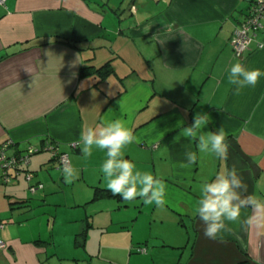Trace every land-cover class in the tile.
<instances>
[{"label": "crops", "instance_id": "obj_1", "mask_svg": "<svg viewBox=\"0 0 264 264\" xmlns=\"http://www.w3.org/2000/svg\"><path fill=\"white\" fill-rule=\"evenodd\" d=\"M252 1L4 0L0 145L9 142L6 156L27 148L34 153L7 181L0 171V264H81L85 256L99 257L85 247L89 222L69 233L73 253L66 257L53 247L54 221L35 219L32 211L39 199L46 203L49 193L74 185L91 192L90 201L123 200L93 198L95 188L109 191L100 171L106 152L93 148L85 158L80 142L87 128L116 119L138 139L124 158L167 185V224L161 220L160 234L136 245L143 254L128 249L126 264H264V228L246 223L255 215L251 207L241 209L240 222L229 224L222 240L206 238L193 214L202 184L225 166H235L247 185L242 195L264 201V76L239 95L228 82L236 62L264 71V21L240 59L229 45ZM106 62L112 73L102 80L79 73ZM197 114L209 117L204 132L222 127L227 133V161L198 152L196 142L184 138L183 128ZM51 147L77 169L72 183L46 150ZM189 150L197 162L179 167Z\"/></svg>", "mask_w": 264, "mask_h": 264}, {"label": "clouds", "instance_id": "obj_2", "mask_svg": "<svg viewBox=\"0 0 264 264\" xmlns=\"http://www.w3.org/2000/svg\"><path fill=\"white\" fill-rule=\"evenodd\" d=\"M72 75L74 77L75 73ZM262 76L264 71L250 70L236 62L229 69L228 82L234 86V94L239 95L244 88L255 87ZM208 123L207 114H197L193 124L183 128L184 138L195 141L198 152L210 153L227 161V133L222 127L215 132H204L203 129ZM80 142L83 145L81 153L85 158L92 155L93 148L106 152L107 158L100 171L107 189L113 195H119L126 202H132L139 197L145 205L155 204L157 208H164L167 189L164 181L149 172L138 170L133 162L124 158V149L138 142V139L123 121L116 119L101 122L95 128L89 127L82 132ZM185 157L187 162L181 163V168H191L198 159L197 152L191 150L185 152ZM61 171L66 183H72L78 178L77 169L70 164ZM246 192L247 185L235 166H225L212 181L202 184L193 214L203 223V234L206 238L222 240L223 234L231 231L228 225L240 222V212L244 207H251L255 213L246 223L254 224L257 229L264 228V201L252 195H242Z\"/></svg>", "mask_w": 264, "mask_h": 264}, {"label": "rangeland", "instance_id": "obj_3", "mask_svg": "<svg viewBox=\"0 0 264 264\" xmlns=\"http://www.w3.org/2000/svg\"><path fill=\"white\" fill-rule=\"evenodd\" d=\"M63 190L59 188L52 194L49 193L45 197L46 203L39 199L37 207L33 205L32 216L35 219H48L49 224L51 220L54 221L51 233L53 247L66 257L73 253L71 248L74 239L69 233L78 226L83 229L89 222L90 227L85 228V247L95 255L98 253L99 257L85 256L81 264H114L113 261L126 264L124 253L126 254L128 249L132 252L135 248H141L136 245H143L147 238L160 234L158 225L161 220L163 224H167L165 219L168 214L165 209L154 207V204L145 205L139 197L132 202H116L115 198L90 201L91 192L83 191L78 185L65 187ZM31 198L37 199L35 196ZM81 199L87 201L83 206L75 207V202ZM72 263L71 261L70 264Z\"/></svg>", "mask_w": 264, "mask_h": 264}, {"label": "built area", "instance_id": "obj_4", "mask_svg": "<svg viewBox=\"0 0 264 264\" xmlns=\"http://www.w3.org/2000/svg\"><path fill=\"white\" fill-rule=\"evenodd\" d=\"M4 5V0H0V7ZM264 21V0L252 1L245 19L241 22L238 29H236L230 37L229 45L233 58L240 59L246 51L255 33L263 29L262 22ZM9 147V142L0 145V171L1 178L7 181V174L9 171L16 170L21 165H27L28 157L34 153L31 148H27L24 153L12 156H6L5 151ZM52 159L56 160L59 167L67 166V157L64 154H59L51 147L46 149ZM31 175L25 173L24 179L29 181ZM30 193L34 191L32 187L29 188ZM4 245L0 242V249ZM136 253L143 254V249H136Z\"/></svg>", "mask_w": 264, "mask_h": 264}, {"label": "trees", "instance_id": "obj_5", "mask_svg": "<svg viewBox=\"0 0 264 264\" xmlns=\"http://www.w3.org/2000/svg\"><path fill=\"white\" fill-rule=\"evenodd\" d=\"M80 74H92L95 77H97L99 80H102L106 78L108 75L112 73V68L109 64V62L104 63L98 68H93L91 66L83 67L79 71ZM115 195H113L111 192L95 188L93 192V198L99 199V198H111ZM14 204H9V206H13Z\"/></svg>", "mask_w": 264, "mask_h": 264}]
</instances>
